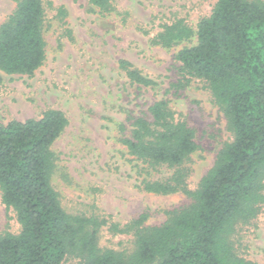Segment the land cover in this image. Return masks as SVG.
I'll return each mask as SVG.
<instances>
[{
    "label": "trees",
    "instance_id": "trees-1",
    "mask_svg": "<svg viewBox=\"0 0 264 264\" xmlns=\"http://www.w3.org/2000/svg\"><path fill=\"white\" fill-rule=\"evenodd\" d=\"M0 24V72L31 76L46 58L44 0H14ZM101 14L116 12L111 0H87ZM66 12L58 7L62 20ZM194 40V41H193ZM175 54L179 91L196 78L209 89L226 120L231 139L193 189L187 162L198 149L195 130L167 99L117 123L118 140L137 161L139 188L188 203L147 225L141 212L125 223L98 215L71 213L62 206L52 180L57 154L53 143L68 124L63 111L46 108L38 118L0 124V198L14 213L17 232L0 234V264H258L240 255L233 236L255 220L264 205V0H216L195 26L184 18L163 23L150 43ZM131 83L152 86L127 59L118 60ZM1 81V75H0ZM172 169L152 179L149 170ZM103 226L132 235L130 250L101 247Z\"/></svg>",
    "mask_w": 264,
    "mask_h": 264
},
{
    "label": "rangeland",
    "instance_id": "rangeland-1",
    "mask_svg": "<svg viewBox=\"0 0 264 264\" xmlns=\"http://www.w3.org/2000/svg\"><path fill=\"white\" fill-rule=\"evenodd\" d=\"M111 1L116 12L103 15L87 0H44L46 58L31 76L0 72V124L38 118L46 108L63 111L68 124L53 143L57 166L52 183L65 210L121 224L145 212V224L156 225L166 219L167 210L189 199L182 193L160 195L139 188L138 162L119 142L117 123L129 112L143 113L153 101L167 99L195 130L199 146L186 165L189 188L197 186L232 136L202 80L194 78L179 91L170 89L180 65L175 54L194 40L165 49L152 45L150 38L161 24L176 18L195 26L216 0ZM14 7V0H0V24ZM58 7L66 12L62 20L56 16ZM121 58L156 84L131 83L118 67ZM149 171L155 179L172 169ZM18 230L13 211L0 198V234ZM233 240L240 255L264 264V205L255 220L238 226ZM98 242L116 250L133 246L131 234H114L107 226ZM63 264L80 263L68 258Z\"/></svg>",
    "mask_w": 264,
    "mask_h": 264
}]
</instances>
